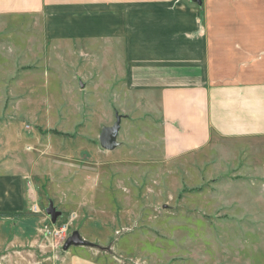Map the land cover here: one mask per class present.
<instances>
[{"label": "rangeland", "instance_id": "1", "mask_svg": "<svg viewBox=\"0 0 264 264\" xmlns=\"http://www.w3.org/2000/svg\"><path fill=\"white\" fill-rule=\"evenodd\" d=\"M51 16L0 17V175L23 177L25 197L0 210V264H264V143L166 157L158 105L120 86L118 47L68 42ZM73 231L93 246L63 250Z\"/></svg>", "mask_w": 264, "mask_h": 264}, {"label": "crops", "instance_id": "2", "mask_svg": "<svg viewBox=\"0 0 264 264\" xmlns=\"http://www.w3.org/2000/svg\"><path fill=\"white\" fill-rule=\"evenodd\" d=\"M263 2L0 0V17L46 12L52 29L63 23L68 42L118 47L120 86L148 93L147 103L160 109L165 156L201 163L216 148L236 155L242 148L244 156L264 143ZM23 185L17 174L0 175L3 213L24 211ZM67 263L104 264L81 255Z\"/></svg>", "mask_w": 264, "mask_h": 264}, {"label": "water", "instance_id": "3", "mask_svg": "<svg viewBox=\"0 0 264 264\" xmlns=\"http://www.w3.org/2000/svg\"><path fill=\"white\" fill-rule=\"evenodd\" d=\"M197 3L200 0H196ZM79 86L83 87L81 81H79ZM123 115L115 113V121L112 123L111 126H102L101 130L98 135V142L99 146L107 151L115 149L119 142L116 140L119 128H120V121ZM46 215L50 218L52 223H55L57 217L62 216L61 211H58L53 203L50 201L48 206L45 209ZM72 246H84V247H92L93 243L83 239L78 231H73L68 237H66L65 241L63 242V250H67Z\"/></svg>", "mask_w": 264, "mask_h": 264}, {"label": "built area", "instance_id": "4", "mask_svg": "<svg viewBox=\"0 0 264 264\" xmlns=\"http://www.w3.org/2000/svg\"><path fill=\"white\" fill-rule=\"evenodd\" d=\"M31 210L33 211V212H37L38 210H39V208H38V205L35 203V204H32L31 205Z\"/></svg>", "mask_w": 264, "mask_h": 264}, {"label": "trees", "instance_id": "5", "mask_svg": "<svg viewBox=\"0 0 264 264\" xmlns=\"http://www.w3.org/2000/svg\"><path fill=\"white\" fill-rule=\"evenodd\" d=\"M2 214H3V215H10V214H7V213H2ZM2 214H1V215H2Z\"/></svg>", "mask_w": 264, "mask_h": 264}]
</instances>
